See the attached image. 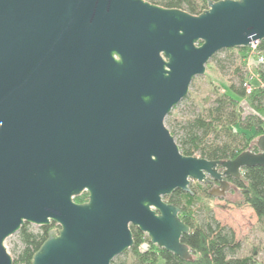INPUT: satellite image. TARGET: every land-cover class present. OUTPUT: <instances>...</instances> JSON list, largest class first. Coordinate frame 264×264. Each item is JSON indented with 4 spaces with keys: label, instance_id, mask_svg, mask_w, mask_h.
<instances>
[{
    "label": "water",
    "instance_id": "95a60500",
    "mask_svg": "<svg viewBox=\"0 0 264 264\" xmlns=\"http://www.w3.org/2000/svg\"><path fill=\"white\" fill-rule=\"evenodd\" d=\"M264 38V0H209L198 14L147 0H0V264L24 222L51 228L31 264H111L130 225L181 259L190 226L164 197L190 181L226 192L258 151L184 155L164 123L222 49ZM207 190V191H208ZM87 192V200L74 196Z\"/></svg>",
    "mask_w": 264,
    "mask_h": 264
},
{
    "label": "trees",
    "instance_id": "16d2710c",
    "mask_svg": "<svg viewBox=\"0 0 264 264\" xmlns=\"http://www.w3.org/2000/svg\"><path fill=\"white\" fill-rule=\"evenodd\" d=\"M147 1L163 7L183 8L189 13L198 14L207 7L209 0ZM249 49L243 46L237 48L241 52ZM257 49H264V38L258 41ZM224 50L230 51L231 48ZM212 60L221 66V59L217 60L215 55ZM254 61L256 75L260 80L258 86H252L250 92H247L244 83L250 86L251 83L241 74L237 85L232 83L228 86L229 93L217 95L204 111L194 114L183 123L182 133L176 142L184 155L223 161L236 157L246 149L258 151L256 142H250L254 137L264 134V63H257L256 59ZM241 98L250 101L253 112L241 113ZM170 132L174 135L171 130ZM248 132L251 134L248 135ZM226 179L230 186L233 184L240 190L241 203L250 206L258 221L264 222V165L245 168L238 179L230 176H226ZM191 190L193 194L176 189L164 198L180 208L179 217L190 226L189 232L183 234L181 240L190 248L193 259H181L172 252L157 247L145 233L130 225L133 245L124 252L129 253V264H264L260 263L254 254L238 255L241 246L234 231L221 225L212 215H206L203 222L195 219L193 208L199 200L198 191L192 188ZM206 192L209 194V190ZM73 200L77 203L86 201L87 192L74 196ZM27 225L28 223L24 222L18 230L22 248L13 258V264H31L34 252L56 224L51 222L48 226H41L39 232L31 231ZM120 264L125 263L122 261Z\"/></svg>",
    "mask_w": 264,
    "mask_h": 264
},
{
    "label": "rangeland",
    "instance_id": "374dc122",
    "mask_svg": "<svg viewBox=\"0 0 264 264\" xmlns=\"http://www.w3.org/2000/svg\"><path fill=\"white\" fill-rule=\"evenodd\" d=\"M154 1L161 2L162 0ZM195 1L198 2L199 0ZM252 53L250 49L245 52L238 51L237 48H231L230 51L222 49L214 54L217 60L221 59V66L217 65L212 58L209 59L205 65L204 73L192 79L186 96L172 107L164 119L166 127L173 132L175 141L182 133L181 126L183 123L194 114L204 111L217 95L229 93L228 86L232 83L237 85L241 74L249 80L251 87L260 84ZM239 102L242 114H249L254 111L247 98H241ZM250 134L248 132V135ZM246 150L251 151V149ZM189 186L198 191L199 200L193 208L195 219L198 222H203L206 215H212L221 225L230 227L234 231L236 240L241 246L238 255L254 254L260 263H264V222L258 221L250 206L241 203L240 190L237 188V194L240 198L232 202L224 196L208 194L206 190L211 189V186L206 185L205 182H198L193 179ZM226 192L235 194L232 186ZM56 225L52 227L54 230L59 229ZM27 226L33 232L41 231L40 225L28 223ZM4 244L12 259L16 257L22 248L18 231L9 235ZM122 261L125 264L130 263L129 253L124 254L123 252L112 259V262L116 264H120Z\"/></svg>",
    "mask_w": 264,
    "mask_h": 264
},
{
    "label": "built area",
    "instance_id": "2783aa9c",
    "mask_svg": "<svg viewBox=\"0 0 264 264\" xmlns=\"http://www.w3.org/2000/svg\"><path fill=\"white\" fill-rule=\"evenodd\" d=\"M257 43L258 42L253 43L251 45V47H249V48L253 52L252 54H253L254 59H256V62L257 63H264V49H261V50L257 49ZM244 86L246 87L247 92H250V90H251L250 84L244 83Z\"/></svg>",
    "mask_w": 264,
    "mask_h": 264
},
{
    "label": "flooded vegetation",
    "instance_id": "af4514ba",
    "mask_svg": "<svg viewBox=\"0 0 264 264\" xmlns=\"http://www.w3.org/2000/svg\"><path fill=\"white\" fill-rule=\"evenodd\" d=\"M226 179V176L224 177ZM227 180V179H226ZM205 183L209 186H211V189L214 187V186H217L218 185V182L217 181H214L212 180L211 178L210 179H207L205 181Z\"/></svg>",
    "mask_w": 264,
    "mask_h": 264
}]
</instances>
